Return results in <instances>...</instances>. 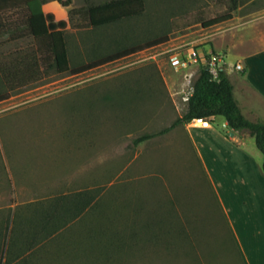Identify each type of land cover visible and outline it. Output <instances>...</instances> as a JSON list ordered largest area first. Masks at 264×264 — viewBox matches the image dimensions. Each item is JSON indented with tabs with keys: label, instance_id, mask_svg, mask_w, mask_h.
<instances>
[{
	"label": "rangeland",
	"instance_id": "rangeland-1",
	"mask_svg": "<svg viewBox=\"0 0 264 264\" xmlns=\"http://www.w3.org/2000/svg\"><path fill=\"white\" fill-rule=\"evenodd\" d=\"M103 1L43 5L56 20L67 21L72 66L149 43L84 71L58 72L32 35L0 36V95L7 94L0 99V232L1 239L22 234L27 240L18 241V258L6 245L3 264H243L183 126L135 143L185 111L200 63L180 66L171 55L205 50L217 25L201 21L226 12L233 1L145 0L140 15L93 26L87 7ZM0 20L22 25L25 11H0ZM36 58L39 70L29 81L8 87L5 74L13 62L36 64ZM223 123L218 116L215 126ZM4 158L30 186L53 182L55 191L16 192L8 185ZM76 189L92 196L82 209L71 201ZM135 230L137 238L130 239ZM155 232L161 235L156 241ZM121 235L128 238L120 247ZM169 237L176 243L167 248Z\"/></svg>",
	"mask_w": 264,
	"mask_h": 264
},
{
	"label": "crops",
	"instance_id": "crops-1",
	"mask_svg": "<svg viewBox=\"0 0 264 264\" xmlns=\"http://www.w3.org/2000/svg\"><path fill=\"white\" fill-rule=\"evenodd\" d=\"M254 1L258 2L245 0L236 9ZM235 10L231 18L211 30L206 49L226 55L225 70L234 84L244 114L251 120H264V4L244 13ZM231 53L235 54L234 58L230 57ZM236 62H241L244 68H236ZM216 119L210 125L196 120L178 125L183 126L205 169L243 264H264V154L258 148L255 136L232 130L225 119L221 127L225 126L227 130L215 126ZM74 138V145L80 146L81 139ZM4 162L8 185L14 190L16 187V192L23 187L30 188L33 194L55 191L53 182L30 186L19 175L11 159L4 158ZM59 183V186L65 185L63 181ZM75 184L80 185L79 181Z\"/></svg>",
	"mask_w": 264,
	"mask_h": 264
},
{
	"label": "trees",
	"instance_id": "trees-1",
	"mask_svg": "<svg viewBox=\"0 0 264 264\" xmlns=\"http://www.w3.org/2000/svg\"><path fill=\"white\" fill-rule=\"evenodd\" d=\"M47 1L48 0H0V11L15 7L23 8L25 11V20L22 25L10 27L7 26L5 22L0 20V36H4L6 33H10L11 36L14 37L32 35L42 46V57L46 59L49 64L53 65L55 70L58 72L84 71L105 61L117 59L126 54L133 53L137 49L144 47L145 44L149 43L147 42L141 45L125 47L107 56L74 67L70 63V54H68L69 47L65 33L67 21L63 18L56 20L55 14L53 12H46L43 5ZM57 1L64 5H68L72 0ZM232 1V5L226 12L209 18L208 20H202L201 24L204 27H209L231 18L232 11L238 7L239 3H241V0ZM144 8L145 0H105L100 3L90 4L87 7V14L91 25L100 26L140 15L144 11ZM157 41L159 42L161 39L157 38L153 42ZM38 70L39 68L37 64V58L36 64L26 62V64L23 65L21 60L13 62V67L7 70L8 72L5 74L6 82L9 85L8 87L13 89L14 86L19 83H27V81H29L28 77L31 76V72L35 73ZM6 96V93L1 94L0 99L5 98ZM218 116H223L227 121V126H229V128L232 130L240 132L248 131L251 135L255 136L256 144L264 154V120L254 121L249 119L244 114L239 104L234 92V84L229 78L227 71L222 69L220 70L219 75L215 77L211 73L208 64L205 61H200L198 74L194 80L193 88L189 93L185 111L181 115L177 116L175 120L168 126L138 136L135 139V143H139L157 135L164 134L173 129L178 124L188 123L195 117H204L208 118L210 121H214ZM262 169L264 171V160ZM206 180L208 182V187L212 192L211 195H213L214 193L207 177ZM86 193L87 192H77L72 195L71 201H74L73 206L82 209L87 204H89V202H91L92 196H90V193ZM62 197L63 196H58L54 199L55 201L53 204L55 206V210H57L56 208L58 207V202ZM213 197L217 205L220 207L216 196L213 195ZM55 210L51 213H54ZM51 213H49V217H52ZM10 219H12L11 216H9V220ZM42 226L44 227L43 229H46L48 227V223L44 222ZM6 229L8 232L11 229L9 228L8 224ZM181 232L184 233L185 229H182ZM136 234L137 231L135 230L131 236L129 235V238L134 239L138 235ZM1 236L2 235L0 232V264H3L2 259L5 254V249L7 250L8 247L10 255L14 254V256L18 258L17 256L20 255V251H17V247H22L19 246L18 241L23 239L21 242L24 245H27V240L21 238L22 234H16L12 237L8 236L6 237L7 239H1ZM30 236H32V234ZM160 236L161 235L155 232L152 234L151 239L156 241L160 239ZM32 238L35 239V235H33ZM126 238L123 236L120 238L118 241V245L120 247L123 245V243H126ZM22 243L20 245H22ZM175 243L176 239H173L172 241L171 237L165 240V246L167 248H170L172 245L174 246ZM10 257L11 256H9V259Z\"/></svg>",
	"mask_w": 264,
	"mask_h": 264
},
{
	"label": "built area",
	"instance_id": "built-area-1",
	"mask_svg": "<svg viewBox=\"0 0 264 264\" xmlns=\"http://www.w3.org/2000/svg\"><path fill=\"white\" fill-rule=\"evenodd\" d=\"M172 61L180 66H188L192 61L199 62L205 61L213 74V76H218L220 70H225L227 66V58L223 52H217L214 50L200 49L198 47L193 48L189 55L183 56L180 52H176L171 55ZM235 67L238 69H243L244 66L241 62H236ZM189 94L187 95L188 99ZM193 120L201 122L203 125H210L211 121L204 117H195Z\"/></svg>",
	"mask_w": 264,
	"mask_h": 264
},
{
	"label": "water",
	"instance_id": "water-1",
	"mask_svg": "<svg viewBox=\"0 0 264 264\" xmlns=\"http://www.w3.org/2000/svg\"><path fill=\"white\" fill-rule=\"evenodd\" d=\"M232 133H234V131H232Z\"/></svg>",
	"mask_w": 264,
	"mask_h": 264
}]
</instances>
